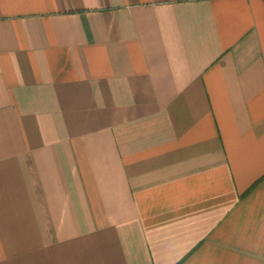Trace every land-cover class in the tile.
<instances>
[{
    "label": "crops",
    "instance_id": "0c3cea01",
    "mask_svg": "<svg viewBox=\"0 0 264 264\" xmlns=\"http://www.w3.org/2000/svg\"><path fill=\"white\" fill-rule=\"evenodd\" d=\"M0 264H264V0H0Z\"/></svg>",
    "mask_w": 264,
    "mask_h": 264
}]
</instances>
